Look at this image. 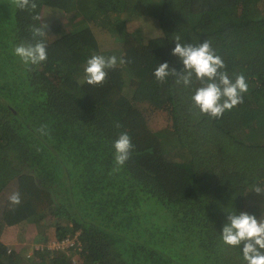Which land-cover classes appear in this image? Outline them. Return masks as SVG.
<instances>
[{
    "label": "trees",
    "instance_id": "obj_1",
    "mask_svg": "<svg viewBox=\"0 0 264 264\" xmlns=\"http://www.w3.org/2000/svg\"><path fill=\"white\" fill-rule=\"evenodd\" d=\"M35 2L0 0V234L32 218L55 239L30 255L0 239V264H246L220 232L228 212L264 216L253 191L264 188V0ZM138 18L155 19L158 32L143 39ZM44 22L36 39L47 60L25 65L14 46L35 43L31 26ZM176 35L209 39L229 76L246 77L242 103L210 118L193 107L192 88L155 79L159 63L183 67ZM93 53L128 62L89 85ZM123 132L133 148L114 171Z\"/></svg>",
    "mask_w": 264,
    "mask_h": 264
},
{
    "label": "clouds",
    "instance_id": "obj_2",
    "mask_svg": "<svg viewBox=\"0 0 264 264\" xmlns=\"http://www.w3.org/2000/svg\"><path fill=\"white\" fill-rule=\"evenodd\" d=\"M12 4L20 10H35V0H11ZM34 21L42 20L40 15L32 16ZM47 23L41 26H31V33L35 43L22 41L14 46V55L25 64H39L47 60V44L43 39L46 35ZM175 47L172 55L177 56L182 63L181 70L170 67L167 61L159 63L153 75L160 82H166L169 76L175 77L177 85L192 88L191 101L193 107L199 109L200 114L210 118H220L225 111L243 102V93L249 88L248 81L242 73L234 74V79L225 70L223 59L216 54L209 39L203 42H182L181 36L174 37ZM128 61L122 56H105L93 53L84 64V82L89 85H101L108 76V70L117 65H124ZM199 82V86H195ZM119 127V124L116 125ZM42 135L47 134L46 126L38 129ZM114 161L118 171L130 157L133 144L130 136L120 133L113 143ZM253 191L264 194V188L254 187ZM10 205H19L21 197L19 192L9 196ZM222 241L232 247H240L243 260L246 264H264V216L257 217L247 211L228 212L226 222L220 232ZM43 247V246H42ZM10 249V248H9Z\"/></svg>",
    "mask_w": 264,
    "mask_h": 264
},
{
    "label": "rangeland",
    "instance_id": "obj_3",
    "mask_svg": "<svg viewBox=\"0 0 264 264\" xmlns=\"http://www.w3.org/2000/svg\"><path fill=\"white\" fill-rule=\"evenodd\" d=\"M141 19V18H138ZM146 18H142L141 22H143V30L142 37L143 39L149 37L158 32V26H156L155 19L153 20L154 24H150V20H145ZM139 28L134 29V32L138 35ZM110 40L113 38V34L109 36ZM155 126L156 121L154 120ZM160 124V123H159ZM44 232V240L38 241L36 238L40 235L39 233ZM0 239L5 242L9 248L16 249L20 252H24L26 255H30L33 253L34 249L37 247L47 246L51 243L53 239H55L54 231L51 226H47L46 223L38 224L32 218H27L21 220L17 223H13L11 225H6L1 231ZM59 243H57L58 247ZM79 258L78 252H72L69 255V259L71 263H74Z\"/></svg>",
    "mask_w": 264,
    "mask_h": 264
},
{
    "label": "built area",
    "instance_id": "obj_4",
    "mask_svg": "<svg viewBox=\"0 0 264 264\" xmlns=\"http://www.w3.org/2000/svg\"><path fill=\"white\" fill-rule=\"evenodd\" d=\"M53 244H54V241H51V243L48 245V247H49V248L52 247Z\"/></svg>",
    "mask_w": 264,
    "mask_h": 264
}]
</instances>
